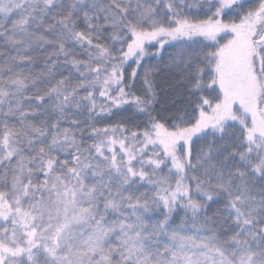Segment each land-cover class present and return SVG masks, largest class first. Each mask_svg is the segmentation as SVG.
<instances>
[{
    "label": "snow or ice",
    "instance_id": "obj_1",
    "mask_svg": "<svg viewBox=\"0 0 264 264\" xmlns=\"http://www.w3.org/2000/svg\"><path fill=\"white\" fill-rule=\"evenodd\" d=\"M0 264H264V0H0Z\"/></svg>",
    "mask_w": 264,
    "mask_h": 264
},
{
    "label": "trees",
    "instance_id": "obj_2",
    "mask_svg": "<svg viewBox=\"0 0 264 264\" xmlns=\"http://www.w3.org/2000/svg\"><path fill=\"white\" fill-rule=\"evenodd\" d=\"M165 88V91L161 92L160 97V107L163 108L165 106H168L170 103V93L166 86H163Z\"/></svg>",
    "mask_w": 264,
    "mask_h": 264
}]
</instances>
